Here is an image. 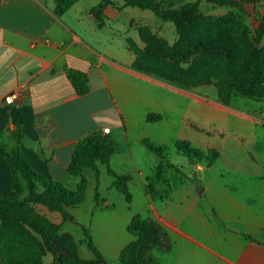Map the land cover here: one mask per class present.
<instances>
[{"label": "crops", "instance_id": "1", "mask_svg": "<svg viewBox=\"0 0 264 264\" xmlns=\"http://www.w3.org/2000/svg\"><path fill=\"white\" fill-rule=\"evenodd\" d=\"M99 2L78 0L59 16L53 0H0V143L7 149L17 145L6 132L12 128L10 109L16 108L23 117L19 146L32 169L74 191L90 170L69 173L76 144L108 128L116 146L108 166H99V179L107 169L126 178L131 215L165 232L167 249L153 253L159 264H264L262 109L242 99L224 106L215 93L186 91L134 70L128 39L144 48L139 28L146 27L172 45L174 26L121 0H109L97 19L92 10ZM70 70L86 75L88 93L76 94ZM13 91H21L20 97L7 105L4 97ZM150 114L161 119L148 123ZM143 140L168 152L160 157ZM178 141L217 157L191 176V162L175 149ZM166 161L184 176L163 167L157 181L158 166ZM112 181L105 194L98 187L99 205L93 200L85 217L84 202L68 212L113 259L131 238L120 231L130 215L111 221L101 211L110 204L108 194L117 198ZM10 188V168L0 158V194ZM36 208L55 223L69 224L63 231L71 233V222L60 214Z\"/></svg>", "mask_w": 264, "mask_h": 264}, {"label": "trees", "instance_id": "2", "mask_svg": "<svg viewBox=\"0 0 264 264\" xmlns=\"http://www.w3.org/2000/svg\"><path fill=\"white\" fill-rule=\"evenodd\" d=\"M56 15H63L78 0H53ZM124 6L152 12L161 22H172L179 36L177 43H167L153 34L149 28H139V35L144 48H139L128 39V49L135 55L132 68L145 75L152 76L184 90H193L204 86H212L216 99L224 106L231 104L233 98L243 96L251 100L264 99V91L248 89L245 80H264V48L255 49L249 39L248 32L240 20L234 16L194 17L202 1L225 4L233 2L242 5L259 0H196L180 6L181 0H121ZM109 0H100L92 13L99 19L106 9ZM264 36V22L255 31V38ZM236 47L237 59L235 66L231 64L226 52L220 49L210 50L211 45L218 41ZM161 46L176 54L177 59L171 60L152 52L151 47ZM197 47L202 53L187 58L184 50ZM237 68L241 75L235 70ZM74 91L79 96L89 91L88 79L79 71L67 73ZM161 119L160 115L147 116L148 123ZM10 124L6 129L17 143L12 149L0 143V158L10 168V190L0 194V264H44V244L60 246V264H88L77 254L76 242L68 233L58 234V226L45 215L38 213L36 206L46 208L50 213H58L64 222H75L68 212L69 208L81 205L86 197L87 181L81 177L74 191L66 189L61 183L48 180L37 174L24 156L19 142L23 139V117L16 108L10 109ZM142 143L158 156H162V148L143 140ZM116 140L109 134L93 133L78 141L75 146L68 171L72 176H81L84 169L94 172L95 189L93 200L99 205V166H108L110 156L114 153ZM175 148L187 156H198L200 152L192 148L186 141L176 142ZM217 157L216 152L208 158L211 164ZM108 170L112 178V187L121 193L127 204L131 195L126 186V178L115 175ZM162 175V165L156 172L157 181ZM11 217L21 219L14 220ZM159 226L135 215L127 228L134 239L119 253V264H158L150 255L160 234ZM87 248L94 256V264H109L94 245L88 232L84 231Z\"/></svg>", "mask_w": 264, "mask_h": 264}, {"label": "rangeland", "instance_id": "3", "mask_svg": "<svg viewBox=\"0 0 264 264\" xmlns=\"http://www.w3.org/2000/svg\"><path fill=\"white\" fill-rule=\"evenodd\" d=\"M195 1L196 0H181L180 6L188 4V3H193ZM214 12H222L223 14L213 15L212 13H214ZM193 15H194V17H206V16H210V17L232 16V17H234V16H236L240 20V22L244 25V27L246 28L252 46L255 49L264 48V36H262L260 39L255 38L256 29L259 27V25H261L262 22H264V0H259L257 2H248V3H244L242 5H238V4H235L233 2L221 4V3H214V2H210V1H202L200 3V5L198 6L196 12ZM166 23H171L174 26V30H175L177 40L174 44L170 45L163 38H161V37H159V38L164 40L167 43V45L171 47L177 43L179 36L176 32V27H175L174 23H172V22H166ZM209 49L210 50H214V49L223 50L224 52H226L228 58L230 59L231 64L235 66L236 59H237V50H236V47L234 45L231 44L229 46L226 43V40H221V41L217 42V45H211L209 47ZM150 50H152V52L160 54V55H162L168 59H171V60L177 59L176 54L174 52H172L168 49H165L161 46L151 47ZM184 53H185L187 58H191L192 56L199 54V53H202V52L197 47H188L184 50ZM235 70L237 71L238 74L241 75L240 71L237 68H235ZM244 80H245L244 81L245 85L248 89L264 91V80H259V81H252V80H246V79H244ZM186 91H189V90H186ZM190 91H199L201 93L204 92V93H206V95H208V97H210L213 93H215V99H216V92H215L214 87H212V86H204V87H200V88L193 89ZM241 99L246 101L245 102L246 105L260 107L262 109V113H264V99L257 101V100L248 99V98L243 97V96H237V97L232 99L231 104L228 106H231L232 103H235V105H236L238 103L237 101L238 100L241 101ZM216 101H217V99H216ZM249 101H251V102H249ZM252 102H255V103H252ZM175 145H176V143H175ZM196 150H198L200 152V154L198 156L191 154L190 157L185 155L183 152H178L176 150L178 154H182L183 156H185L189 160V162H191V164H192L191 176L194 173L193 172L194 169H197L200 166L208 165V162H207L208 158H210L211 154L213 152H215L212 150H208V151L207 150L202 151L199 149H196ZM162 151H163L162 155L166 154L168 152V150H164V149H162ZM183 156H179V157H183ZM163 167L166 168L167 170L175 172L178 175H183L181 169H179L174 164H169L167 161H166L165 165H162V169H163ZM84 178L87 180L86 197H85L84 204H83L84 206L82 209L83 210L82 214L85 217L87 215V210L90 209V207H91V202L93 201L94 189H95L96 185H95V179L91 176L90 170H86ZM110 181H111V177H109L108 175L103 174L101 176V178L99 179L100 185H98L101 193H104V194L107 193L106 186ZM113 191H114L113 193H115V195H116L115 197H117V198H113L112 195L108 194L109 199L107 197V200L110 202V204L109 205H106V204L102 205L101 211L104 212L107 216H109L112 219L111 221L117 220L118 216H124V215L129 216L130 215V218H129L128 222L126 223V226H124L123 228L120 227L121 228L120 231L123 232V234H126L127 236H129L131 238V241H132L134 239V237L130 233H128L127 228L130 225V221H131L132 217L135 215H131L130 204H127L125 202L124 196L121 193L117 192L115 189ZM140 198H141L140 194L136 193L134 195L135 202L140 201ZM116 199H120V200L118 201ZM112 204H115V206ZM36 209H37L38 213L43 214L39 210V208H36ZM134 210H137V209H134ZM43 215H45V214H43ZM11 218L14 220H18L19 222L21 221V219H19L18 217H11ZM48 219L52 223H54L58 226V234L68 233L72 236V238L76 242L78 257L81 260L86 261L88 264H94V256H93L92 252L87 248L86 243H85V236H84V231L86 230L85 225H82V224L76 222V220H75V222H71L72 228L70 229L71 233H69V232L63 231L65 229L64 225H69V224H63V223L58 224V223H55L54 221H52L50 218H48ZM146 220H148V219H146ZM148 221H150V220H148ZM118 227H119V225H118ZM88 230H89L88 231L89 234L92 237V231L90 229H88ZM159 231H160V234H158V236L156 238L157 243H156L155 247H153L149 252V255L157 263H158V261L154 258L155 256L153 255V253L155 251L166 250L168 247L165 232L162 230V228H160ZM36 236L44 244V247H45V254L43 257V263L44 264H60V256H61V249L62 248L60 246H57V247L48 246L46 240L42 239L38 235H36ZM94 245L97 247V249L99 250V252L103 256V258L109 264H119L118 263V257H119V253L121 251L118 253L117 257L112 259V258H108L106 256V253L104 254L103 252H101L100 248L98 247V245L96 243H94ZM126 245L127 244L123 245L122 249Z\"/></svg>", "mask_w": 264, "mask_h": 264}, {"label": "built area", "instance_id": "4", "mask_svg": "<svg viewBox=\"0 0 264 264\" xmlns=\"http://www.w3.org/2000/svg\"><path fill=\"white\" fill-rule=\"evenodd\" d=\"M21 91H13L12 93L8 94L4 97V103L7 105L13 104L16 100L19 99ZM110 130L108 128L103 129L102 134H108Z\"/></svg>", "mask_w": 264, "mask_h": 264}]
</instances>
